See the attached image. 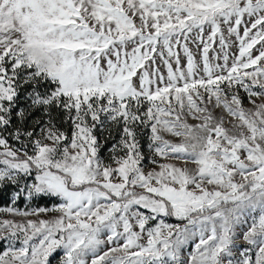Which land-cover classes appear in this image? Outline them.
I'll list each match as a JSON object with an SVG mask.
<instances>
[{
	"label": "snow or ice",
	"instance_id": "1",
	"mask_svg": "<svg viewBox=\"0 0 264 264\" xmlns=\"http://www.w3.org/2000/svg\"><path fill=\"white\" fill-rule=\"evenodd\" d=\"M0 194V264H264V0H0Z\"/></svg>",
	"mask_w": 264,
	"mask_h": 264
},
{
	"label": "rangeland",
	"instance_id": "2",
	"mask_svg": "<svg viewBox=\"0 0 264 264\" xmlns=\"http://www.w3.org/2000/svg\"><path fill=\"white\" fill-rule=\"evenodd\" d=\"M191 47V45H190ZM257 47H259V45H257ZM193 51L195 53L196 49L193 47ZM245 104H247V101H245ZM35 204L32 203V202H27V201H19L17 202L16 205H12L11 203L9 205H6V206H1L0 207V219H11L13 220L15 223H24L26 221V217H22V216H16V215H13L11 213H8L6 211H2L3 209H6L8 207H17L19 208L20 210H32L33 208H35ZM41 207H49L51 208L52 207V204L50 205H44V204H40ZM52 215H55L54 213H48L47 216H45V218H49L50 216ZM32 219H36V217H31ZM169 222L171 223H176L177 221H175L174 219L170 220ZM16 246L19 247V241H16L15 242ZM237 244L240 245V246H243V247H249L246 242H244L242 239L238 240L237 241ZM8 247V241H0V253H2L4 250H6ZM253 255V258H254V251L252 253ZM53 264H57V261L56 260H53Z\"/></svg>",
	"mask_w": 264,
	"mask_h": 264
},
{
	"label": "trees",
	"instance_id": "3",
	"mask_svg": "<svg viewBox=\"0 0 264 264\" xmlns=\"http://www.w3.org/2000/svg\"><path fill=\"white\" fill-rule=\"evenodd\" d=\"M11 203L10 201V197L6 194H0V207L1 206H6L9 205ZM40 204H44V205H50L52 204V202H46V201H41Z\"/></svg>",
	"mask_w": 264,
	"mask_h": 264
}]
</instances>
